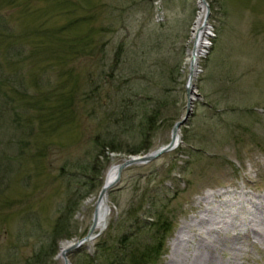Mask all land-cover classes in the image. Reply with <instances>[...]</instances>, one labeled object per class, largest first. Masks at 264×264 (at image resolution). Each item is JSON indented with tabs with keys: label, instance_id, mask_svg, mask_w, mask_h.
Masks as SVG:
<instances>
[{
	"label": "rangeland",
	"instance_id": "rangeland-1",
	"mask_svg": "<svg viewBox=\"0 0 264 264\" xmlns=\"http://www.w3.org/2000/svg\"><path fill=\"white\" fill-rule=\"evenodd\" d=\"M205 1L208 48L179 144L123 169L104 228L69 264H91L101 249L110 264L122 235L127 248L165 237L149 264H167L176 230L209 194L243 196L264 216V0ZM197 12L198 0H0V264H64L60 243L86 235L108 167L144 143L147 152L168 143L186 114ZM58 101L67 119L51 127ZM153 112L143 140L139 125ZM237 231L247 234L231 242L243 249L238 264H264V242L246 226L225 232ZM201 249L172 264L230 255Z\"/></svg>",
	"mask_w": 264,
	"mask_h": 264
},
{
	"label": "bare ground",
	"instance_id": "bare-ground-1",
	"mask_svg": "<svg viewBox=\"0 0 264 264\" xmlns=\"http://www.w3.org/2000/svg\"><path fill=\"white\" fill-rule=\"evenodd\" d=\"M206 7L204 0H198V12L196 19L191 29V41L192 50L188 51V57L186 59L189 72L191 73V85L197 74V63L199 58L204 55L208 48V38L210 27L208 20H205ZM194 93L191 90V102L193 100ZM178 134V133H177ZM117 163L112 164L108 167L104 175L105 186H110L114 181L117 174ZM222 193L206 195L199 203L201 207L200 215L195 216L194 219L184 221L180 227L176 230L174 237L169 242L170 251L167 257V264L178 262L179 259L189 258V260L195 259L198 250L204 246L205 249L212 251H228L229 257L226 260L221 261L219 264H238L237 260L239 256L243 255L242 247L231 245L235 241H240L247 238L246 232L237 231L231 235L226 234V229H233L240 225L246 226L254 236H258L260 242H264V216L258 215L257 212L260 210L256 203H251L247 198L242 199H230L225 198L217 200L216 197ZM236 199V200H235ZM245 199V200H244ZM235 200V201H234ZM246 202L249 204H243ZM97 210V224L95 231H100L104 228L106 219L109 215V207L107 203V196L105 195L99 202L95 204ZM240 211L242 212L240 213ZM264 215V213H263ZM261 225V230L257 231L253 228L254 225ZM210 225V226H209ZM211 225H216L217 228ZM196 227V231L193 234L188 235L189 229ZM210 232L216 234L212 242H203L204 235H209ZM94 237L89 238L85 243H91ZM201 240L203 245L201 244ZM73 241H64L60 243L59 251L57 254L58 258L62 259V255L66 252ZM190 249L189 255L184 254L185 257L180 258L183 254L181 252H187ZM181 254V256L179 255ZM179 256V257H178ZM206 260V259H205ZM191 264V263H189ZM205 264V263H203Z\"/></svg>",
	"mask_w": 264,
	"mask_h": 264
},
{
	"label": "trees",
	"instance_id": "trees-1",
	"mask_svg": "<svg viewBox=\"0 0 264 264\" xmlns=\"http://www.w3.org/2000/svg\"><path fill=\"white\" fill-rule=\"evenodd\" d=\"M75 41V44H83L81 38L77 39ZM16 55V54H15ZM54 108L58 109L55 112H53L52 117L50 118V121L53 123L50 124L51 127H54L56 125H60L64 123V121L67 119L64 115V105L60 104V101L57 102L56 105L53 106ZM64 108V109H63ZM52 111V110H51ZM51 114V112L49 113ZM155 117V113H150L145 115V117L142 118L141 123H140V133L143 135V140L150 135L151 133V124L153 123V119ZM148 126V128H146ZM144 142V141H143ZM151 147V143L149 145L143 144V146H140L136 149H132L129 151V154L132 155H137V154H144L146 153ZM111 150H115L114 148H111ZM56 231L59 229H55ZM58 233V232H57ZM129 235H122L121 239L119 240V246L116 252L120 254L118 258H115L113 262L110 264H149L152 263L154 260L157 259V257L160 255V251L162 250L163 246V240L165 237L162 239L158 240H153L151 243H145L143 246L138 247H132V248H127L128 247V238ZM103 247V246H101ZM55 248H52V251L50 254L54 255ZM109 255H113L112 253H108ZM39 255V254H38ZM35 256L33 259L36 260L39 256ZM107 257V253L104 252L103 249L101 251L97 252L96 255H94L93 259H89V262L92 264H102V262H105V258ZM102 261V262H101Z\"/></svg>",
	"mask_w": 264,
	"mask_h": 264
},
{
	"label": "water",
	"instance_id": "water-1",
	"mask_svg": "<svg viewBox=\"0 0 264 264\" xmlns=\"http://www.w3.org/2000/svg\"><path fill=\"white\" fill-rule=\"evenodd\" d=\"M204 5L206 7V14H205V20H208V14H209V10H208V4L204 1ZM191 73L189 72L188 74V78H187V83L185 86V90H186V94H187V104H186V114L179 120L176 121L172 127L171 130V135H170V139L168 141L167 144H165L164 146L150 151L146 154L143 155H135V156H129L128 158L124 159L122 161V163L117 165V174L116 177L114 179V181L112 182V184L110 186H105L103 185L98 193L97 196V200L96 202H99L102 197H104L105 195L107 196V191L108 189L118 181L121 172L123 171V169H125L126 167L130 166V165H139V164H146L149 163L155 159H157L158 157H160L162 154L167 153L171 150H173L180 142V135H179V129L180 127L185 123V121L187 120V117L190 114V107H191ZM178 133V134H177ZM96 224H97V210L96 207L94 209L93 215H92V221H91V225L86 233V235L84 237H82L81 239L74 241L71 243L69 249L63 253L62 255V259L64 264H69L68 259H67V254L71 251H74L78 248H80L83 244H85V242L89 239V238H93L96 237V234L93 235L95 228H96Z\"/></svg>",
	"mask_w": 264,
	"mask_h": 264
}]
</instances>
